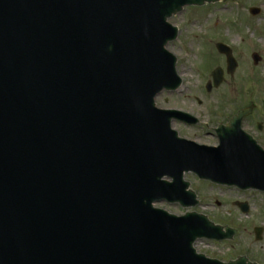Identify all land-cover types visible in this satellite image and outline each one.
Listing matches in <instances>:
<instances>
[{"label": "water", "instance_id": "1", "mask_svg": "<svg viewBox=\"0 0 264 264\" xmlns=\"http://www.w3.org/2000/svg\"><path fill=\"white\" fill-rule=\"evenodd\" d=\"M219 1L0 0V264H254L197 254L235 231L153 206L198 204L185 173L264 193V150L241 129L253 106L218 126L216 147L179 138L171 120H197L155 107L181 85L167 20Z\"/></svg>", "mask_w": 264, "mask_h": 264}, {"label": "rangeland", "instance_id": "2", "mask_svg": "<svg viewBox=\"0 0 264 264\" xmlns=\"http://www.w3.org/2000/svg\"><path fill=\"white\" fill-rule=\"evenodd\" d=\"M249 8L260 9V14L251 16ZM168 23L178 28L176 39L168 43L166 50L176 58L181 85L176 91L160 93L155 98V107L181 110L199 121L192 127L172 121V129L179 138L216 147L218 141L213 130L219 124L225 125L237 110L250 103L254 105L253 119L261 123L264 132V0H227L185 7ZM217 43L232 50L237 62L232 76L225 72V58L217 53ZM253 53L260 57L256 66L251 60ZM215 69L223 71L222 83L207 92L205 84L211 81ZM243 128L257 139L255 126ZM261 147L264 149V143ZM183 179L196 195L198 206L183 209L162 202L154 207L175 216L194 212L218 226L236 230L230 241L197 240L196 253L222 262L244 256L250 262L264 264V194L212 185L192 174ZM234 202L246 203L247 214H241ZM256 228L262 230L260 241L255 240Z\"/></svg>", "mask_w": 264, "mask_h": 264}, {"label": "flooded vegetation", "instance_id": "3", "mask_svg": "<svg viewBox=\"0 0 264 264\" xmlns=\"http://www.w3.org/2000/svg\"><path fill=\"white\" fill-rule=\"evenodd\" d=\"M237 112V111H236ZM254 113V111H252L251 112V114L248 116V117H246L244 120H243V122H242V129L244 130V126L246 127H252V126H255V129L257 130V134H256V137H257V139L255 138V136L253 135V134H251V133H248L247 131H245L246 133H248L255 141H256V143L261 147V144H263L264 143V132H263V127H262V125H261V123L260 122H257V121H254V119H253V114ZM236 114V113H235ZM234 115V114H233ZM232 115V116H233ZM231 116V117H232ZM230 119V118H229ZM229 119H228V121H227V123L229 122ZM173 123H176V124H180V125H183V126H187L186 124H184V123H182V122H179V121H173ZM226 123V124H227ZM259 143H261V144H259Z\"/></svg>", "mask_w": 264, "mask_h": 264}]
</instances>
